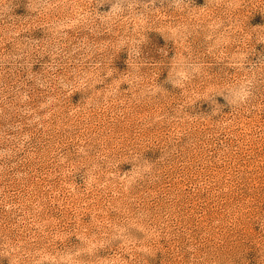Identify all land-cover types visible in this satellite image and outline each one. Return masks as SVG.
Here are the masks:
<instances>
[{"label":"rangeland","instance_id":"1","mask_svg":"<svg viewBox=\"0 0 264 264\" xmlns=\"http://www.w3.org/2000/svg\"><path fill=\"white\" fill-rule=\"evenodd\" d=\"M0 264H264V0H0Z\"/></svg>","mask_w":264,"mask_h":264}]
</instances>
